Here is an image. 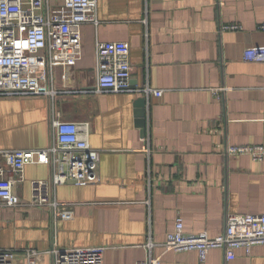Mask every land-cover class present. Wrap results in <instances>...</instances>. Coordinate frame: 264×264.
Instances as JSON below:
<instances>
[{"label": "crops", "instance_id": "0c3cea01", "mask_svg": "<svg viewBox=\"0 0 264 264\" xmlns=\"http://www.w3.org/2000/svg\"><path fill=\"white\" fill-rule=\"evenodd\" d=\"M64 0H48L52 9ZM98 23L82 27V58L55 69L58 100L0 97V150L44 149L53 139L55 112L90 124L100 153L97 181L52 191L59 213L31 204L32 182L51 167L29 165L17 179L16 207L0 199V246L18 251L104 247L103 264H137L147 243L161 264H199L195 251L163 247L178 217L184 232L223 233L228 214L264 215V163L228 156L229 146L264 145V62L247 49L264 46V0H97ZM240 31H223L228 25ZM130 45L131 83L163 91L150 96L146 132L139 123L140 93H96L97 43ZM224 88L219 97L213 94ZM85 92V93H84ZM150 146V154L143 151ZM45 254L42 264H53ZM206 264H264V245L214 249Z\"/></svg>", "mask_w": 264, "mask_h": 264}, {"label": "built area", "instance_id": "2783aa9c", "mask_svg": "<svg viewBox=\"0 0 264 264\" xmlns=\"http://www.w3.org/2000/svg\"><path fill=\"white\" fill-rule=\"evenodd\" d=\"M97 24V0H64L62 7L52 9L48 0H0V97L43 96L58 100L55 86V69L75 66L82 58V27ZM264 33V23L258 26ZM240 25L223 27V31H240ZM130 45L125 42L97 43L96 93H140L147 99L161 97L162 90L131 83L133 68L130 63ZM247 61L264 62V46L247 49ZM226 89H216L219 97ZM85 93V92H84ZM53 139L44 149L0 150V199L8 207L18 203L14 192L17 179L23 177L29 165L51 167L49 180L32 182L31 204L48 206L61 219L69 220L74 213H59V202L52 191L72 183L85 187L97 181L100 162L99 151L90 144V124L64 121L55 112L51 121ZM150 154V146L143 148ZM228 156H248L264 163V145L229 146ZM264 245V215L228 214L223 233L211 237L207 232L187 234L181 217L176 219L175 230L167 235L163 247L166 251L185 253L195 251L199 264H206L208 254L222 249L227 259L235 257V250ZM148 258L137 264H161L153 256L155 244L146 245ZM104 247H73L65 250L39 251L25 249V264H42L45 254L53 256V264H103ZM18 251L0 246V264H16Z\"/></svg>", "mask_w": 264, "mask_h": 264}, {"label": "water", "instance_id": "95a60500", "mask_svg": "<svg viewBox=\"0 0 264 264\" xmlns=\"http://www.w3.org/2000/svg\"><path fill=\"white\" fill-rule=\"evenodd\" d=\"M136 107L138 108L137 116L140 118L139 123L142 126L143 134L146 132V125H147V108H148V100L147 97H140L136 101Z\"/></svg>", "mask_w": 264, "mask_h": 264}]
</instances>
